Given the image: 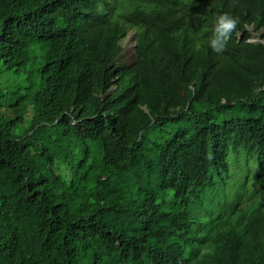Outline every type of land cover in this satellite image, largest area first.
Masks as SVG:
<instances>
[{
	"label": "trees",
	"instance_id": "trees-1",
	"mask_svg": "<svg viewBox=\"0 0 264 264\" xmlns=\"http://www.w3.org/2000/svg\"><path fill=\"white\" fill-rule=\"evenodd\" d=\"M251 22L264 0H0V264H264ZM204 214L234 224L201 240Z\"/></svg>",
	"mask_w": 264,
	"mask_h": 264
},
{
	"label": "clouds",
	"instance_id": "clouds-1",
	"mask_svg": "<svg viewBox=\"0 0 264 264\" xmlns=\"http://www.w3.org/2000/svg\"><path fill=\"white\" fill-rule=\"evenodd\" d=\"M234 24L235 21L226 15H222L217 18L216 32L214 33L213 39L210 41V46L212 47L213 51L219 52L224 49L229 35V32L227 30L234 27ZM254 25L255 22H251L246 26V28L251 32V37L248 38V41L253 42L259 40L262 43H264V38L262 39L260 37V34L264 31V29L261 28L259 32H254L253 30ZM235 35L239 39L242 35V31L241 30L236 31ZM132 41H133V31H132ZM133 46H134V41H133ZM224 173L226 174V181L224 183L225 186L231 188L234 192L236 188H246L247 190L251 188L252 185L250 184L251 183L250 179L249 178L245 179L244 175L237 173V170L234 171L233 169V171H231L228 168L227 171H224ZM240 193H242V191ZM229 227L230 225L225 226L222 220L214 219L204 214L203 219L188 226L187 229L191 232V234H193L195 237L201 240L206 238H212V236L218 237L221 240L229 232L227 231Z\"/></svg>",
	"mask_w": 264,
	"mask_h": 264
},
{
	"label": "rangeland",
	"instance_id": "rangeland-1",
	"mask_svg": "<svg viewBox=\"0 0 264 264\" xmlns=\"http://www.w3.org/2000/svg\"><path fill=\"white\" fill-rule=\"evenodd\" d=\"M123 45V51L122 53L124 54V60L126 63L131 62V55L133 52V41H132V31H129L126 38L122 42ZM128 59V60H127ZM28 116V115H27ZM54 156L57 158H61V152L58 148L55 149L54 151ZM244 166V167H243ZM242 169L244 171H247L248 168H250L248 165L243 164ZM243 171L240 169V167L237 168V173L241 174Z\"/></svg>",
	"mask_w": 264,
	"mask_h": 264
},
{
	"label": "bare ground",
	"instance_id": "bare-ground-1",
	"mask_svg": "<svg viewBox=\"0 0 264 264\" xmlns=\"http://www.w3.org/2000/svg\"><path fill=\"white\" fill-rule=\"evenodd\" d=\"M116 8H117V7H116ZM191 20H192V19H191ZM194 20H195V19H194ZM196 21H197V20H196ZM188 22H189V20H188ZM48 23H49V22H48ZM192 23H194V22H192ZM196 24H197V23H196ZM98 27H99V26H98ZM263 34H264V33H263ZM241 39H242V38H241ZM127 60H128V59H127ZM225 136H226V135H225ZM219 138H220V137H219ZM220 139H221V138H220ZM219 141L221 142V140H219ZM161 142H162V141H161ZM216 145H217V144H216ZM219 145H220V144H219ZM215 149H217L216 146H215ZM260 173H262V172H260ZM245 176H246V175H245ZM246 177H247V176H246ZM247 192H248V191H247ZM246 195H247V194H246ZM220 200H221V198H220ZM220 200H219V201H220ZM227 200H228V199H227ZM219 201H218V202H219ZM215 203H216V202H215ZM234 203H235V202H234ZM220 204H221V201H220ZM225 204H226V203H225ZM221 205H222V204H221ZM220 211H221V210H220ZM217 218H218V217H217ZM231 220H232V219H231ZM138 221H139V220H138ZM140 221H141V220H140ZM234 222H235V221H234ZM228 223H229L228 225H230L231 222L229 221ZM231 224H232V223H231ZM233 224H234V223H233ZM233 224H232V225H233ZM186 226H187V225H186ZM233 230H234V229H233ZM148 235H149V234H147L146 236H148ZM120 248H121V246H120Z\"/></svg>",
	"mask_w": 264,
	"mask_h": 264
}]
</instances>
